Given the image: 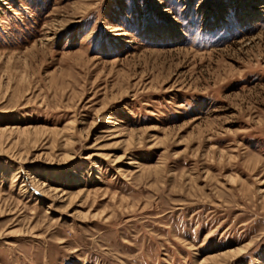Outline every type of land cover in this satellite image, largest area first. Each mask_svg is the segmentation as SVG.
I'll return each instance as SVG.
<instances>
[{
	"label": "rangeland",
	"instance_id": "374dc122",
	"mask_svg": "<svg viewBox=\"0 0 264 264\" xmlns=\"http://www.w3.org/2000/svg\"><path fill=\"white\" fill-rule=\"evenodd\" d=\"M0 264H264V0H0Z\"/></svg>",
	"mask_w": 264,
	"mask_h": 264
},
{
	"label": "bare ground",
	"instance_id": "6f19581e",
	"mask_svg": "<svg viewBox=\"0 0 264 264\" xmlns=\"http://www.w3.org/2000/svg\"><path fill=\"white\" fill-rule=\"evenodd\" d=\"M62 197H63V196H62ZM242 250H243V249H242ZM235 252H236V251H235ZM235 252H234V253H235ZM240 252H241V250H239L237 253H240Z\"/></svg>",
	"mask_w": 264,
	"mask_h": 264
}]
</instances>
